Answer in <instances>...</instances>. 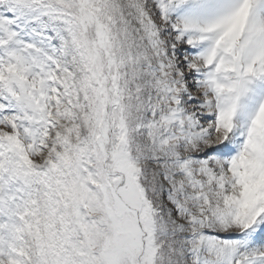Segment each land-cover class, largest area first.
I'll use <instances>...</instances> for the list:
<instances>
[{"label":"snow or ice","instance_id":"snow-or-ice-1","mask_svg":"<svg viewBox=\"0 0 264 264\" xmlns=\"http://www.w3.org/2000/svg\"><path fill=\"white\" fill-rule=\"evenodd\" d=\"M0 264H264V0H0Z\"/></svg>","mask_w":264,"mask_h":264}]
</instances>
